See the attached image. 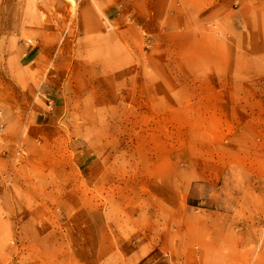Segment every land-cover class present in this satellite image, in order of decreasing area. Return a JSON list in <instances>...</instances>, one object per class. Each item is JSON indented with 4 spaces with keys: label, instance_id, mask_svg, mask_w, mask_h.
Masks as SVG:
<instances>
[{
    "label": "rangeland",
    "instance_id": "rangeland-1",
    "mask_svg": "<svg viewBox=\"0 0 264 264\" xmlns=\"http://www.w3.org/2000/svg\"><path fill=\"white\" fill-rule=\"evenodd\" d=\"M0 264H264V0H0Z\"/></svg>",
    "mask_w": 264,
    "mask_h": 264
},
{
    "label": "bare ground",
    "instance_id": "bare-ground-1",
    "mask_svg": "<svg viewBox=\"0 0 264 264\" xmlns=\"http://www.w3.org/2000/svg\"><path fill=\"white\" fill-rule=\"evenodd\" d=\"M49 1V0H48ZM69 1V0H68ZM50 3V2H49ZM53 5V4H52ZM66 6V5H65Z\"/></svg>",
    "mask_w": 264,
    "mask_h": 264
}]
</instances>
